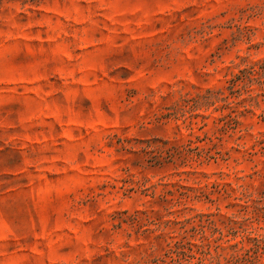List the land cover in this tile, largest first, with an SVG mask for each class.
<instances>
[{
	"label": "rangeland",
	"instance_id": "374dc122",
	"mask_svg": "<svg viewBox=\"0 0 264 264\" xmlns=\"http://www.w3.org/2000/svg\"><path fill=\"white\" fill-rule=\"evenodd\" d=\"M0 264H264V0H0Z\"/></svg>",
	"mask_w": 264,
	"mask_h": 264
}]
</instances>
